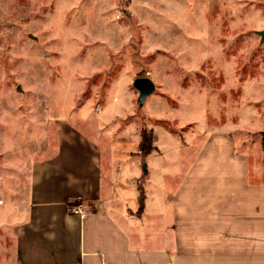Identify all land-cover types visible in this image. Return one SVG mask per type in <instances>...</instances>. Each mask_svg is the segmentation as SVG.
<instances>
[{"label": "rangeland", "instance_id": "obj_1", "mask_svg": "<svg viewBox=\"0 0 264 264\" xmlns=\"http://www.w3.org/2000/svg\"><path fill=\"white\" fill-rule=\"evenodd\" d=\"M259 30L264 0H0V222L57 155L98 151L105 173L137 178L133 194L148 172L160 196L167 172L224 162L225 134L264 177ZM143 75L155 88L140 101Z\"/></svg>", "mask_w": 264, "mask_h": 264}, {"label": "crops", "instance_id": "obj_2", "mask_svg": "<svg viewBox=\"0 0 264 264\" xmlns=\"http://www.w3.org/2000/svg\"><path fill=\"white\" fill-rule=\"evenodd\" d=\"M218 139L225 161L167 172L164 195L148 193L146 172L142 204L137 178L105 173L98 151L49 157L33 168L22 215L0 222V264H264V177L253 180L232 138Z\"/></svg>", "mask_w": 264, "mask_h": 264}, {"label": "water", "instance_id": "obj_3", "mask_svg": "<svg viewBox=\"0 0 264 264\" xmlns=\"http://www.w3.org/2000/svg\"><path fill=\"white\" fill-rule=\"evenodd\" d=\"M259 33L262 36L261 38H263L264 30H259ZM132 85L138 91V99L140 101L144 100L155 88L153 80L147 75L133 78Z\"/></svg>", "mask_w": 264, "mask_h": 264}, {"label": "built area", "instance_id": "obj_4", "mask_svg": "<svg viewBox=\"0 0 264 264\" xmlns=\"http://www.w3.org/2000/svg\"><path fill=\"white\" fill-rule=\"evenodd\" d=\"M72 211L78 213L81 217H83L88 212V206L84 203L78 202L73 205Z\"/></svg>", "mask_w": 264, "mask_h": 264}, {"label": "trees", "instance_id": "obj_5", "mask_svg": "<svg viewBox=\"0 0 264 264\" xmlns=\"http://www.w3.org/2000/svg\"><path fill=\"white\" fill-rule=\"evenodd\" d=\"M139 201H140V204H142L143 201H144V193H143V190L142 189L140 190Z\"/></svg>", "mask_w": 264, "mask_h": 264}]
</instances>
